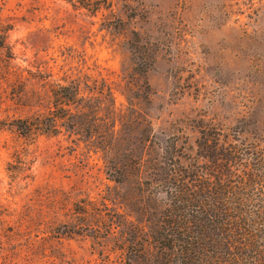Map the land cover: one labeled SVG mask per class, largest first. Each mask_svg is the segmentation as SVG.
<instances>
[{
	"label": "rangeland",
	"instance_id": "obj_1",
	"mask_svg": "<svg viewBox=\"0 0 264 264\" xmlns=\"http://www.w3.org/2000/svg\"><path fill=\"white\" fill-rule=\"evenodd\" d=\"M73 84L95 128L14 126ZM203 129L264 188V0H0V264H124Z\"/></svg>",
	"mask_w": 264,
	"mask_h": 264
},
{
	"label": "trees",
	"instance_id": "obj_2",
	"mask_svg": "<svg viewBox=\"0 0 264 264\" xmlns=\"http://www.w3.org/2000/svg\"><path fill=\"white\" fill-rule=\"evenodd\" d=\"M83 98L77 85H62L46 114L12 123L25 133L34 127L43 132L59 126L91 130L94 119L79 118L89 108ZM201 138L197 146L203 162L183 165L179 153L166 151L160 181L167 199L124 230V264H264L261 175L248 163L241 173L229 167L239 163L242 152L222 142L219 132L203 129Z\"/></svg>",
	"mask_w": 264,
	"mask_h": 264
}]
</instances>
